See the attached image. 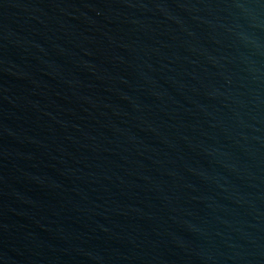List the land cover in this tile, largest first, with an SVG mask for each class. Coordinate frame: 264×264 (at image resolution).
Instances as JSON below:
<instances>
[{
	"label": "water",
	"instance_id": "1",
	"mask_svg": "<svg viewBox=\"0 0 264 264\" xmlns=\"http://www.w3.org/2000/svg\"><path fill=\"white\" fill-rule=\"evenodd\" d=\"M0 264H264V0H0Z\"/></svg>",
	"mask_w": 264,
	"mask_h": 264
}]
</instances>
